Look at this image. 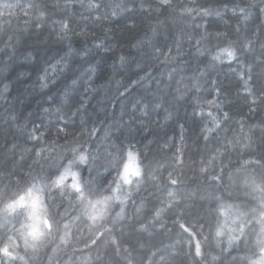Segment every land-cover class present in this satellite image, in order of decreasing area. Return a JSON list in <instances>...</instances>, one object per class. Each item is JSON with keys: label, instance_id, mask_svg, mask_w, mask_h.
Listing matches in <instances>:
<instances>
[{"label": "clouds", "instance_id": "9594fccd", "mask_svg": "<svg viewBox=\"0 0 264 264\" xmlns=\"http://www.w3.org/2000/svg\"><path fill=\"white\" fill-rule=\"evenodd\" d=\"M0 264H264V0H0Z\"/></svg>", "mask_w": 264, "mask_h": 264}]
</instances>
